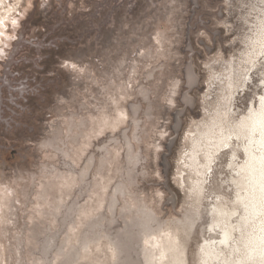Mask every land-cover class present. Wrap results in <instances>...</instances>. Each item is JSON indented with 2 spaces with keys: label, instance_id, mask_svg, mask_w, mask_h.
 I'll list each match as a JSON object with an SVG mask.
<instances>
[{
  "label": "rangeland",
  "instance_id": "1",
  "mask_svg": "<svg viewBox=\"0 0 264 264\" xmlns=\"http://www.w3.org/2000/svg\"><path fill=\"white\" fill-rule=\"evenodd\" d=\"M4 1L0 264H150L146 240L164 233L200 264L231 175L224 155L197 201L182 157L264 0ZM255 71L239 112L262 86Z\"/></svg>",
  "mask_w": 264,
  "mask_h": 264
},
{
  "label": "bare ground",
  "instance_id": "2",
  "mask_svg": "<svg viewBox=\"0 0 264 264\" xmlns=\"http://www.w3.org/2000/svg\"><path fill=\"white\" fill-rule=\"evenodd\" d=\"M0 3L4 5L5 1L1 0ZM10 12L11 10H7L4 17ZM260 12L262 16L257 18V25L253 26L254 35L247 39V52L239 64L232 65L233 71L224 82L215 111L209 114L208 120L203 121L204 124L201 123V128H196V134L192 133L193 136L189 137L190 148L186 147L188 152L182 157L181 181L197 201L204 198L207 182H211L213 173L220 165L218 160L224 155L227 156L224 167L231 175L230 182L228 181L232 192L229 194L230 199L225 196L217 197L218 201L212 202L209 212L212 213L213 222L207 233L210 230L217 237L205 239L200 246V264H264V204L261 203L259 192L260 157L264 156V149L261 148L258 128L260 98L264 96V77L259 80L262 86L257 98L248 105L246 112H239L235 104L240 95L239 90L252 78L251 70L254 68L255 74L264 70V9ZM251 24L253 25L252 22ZM3 31L0 29V32ZM256 66L261 67L256 69ZM226 178L228 179V174ZM153 236L146 240L150 264H185L181 243L176 234Z\"/></svg>",
  "mask_w": 264,
  "mask_h": 264
},
{
  "label": "snow or ice",
  "instance_id": "3",
  "mask_svg": "<svg viewBox=\"0 0 264 264\" xmlns=\"http://www.w3.org/2000/svg\"><path fill=\"white\" fill-rule=\"evenodd\" d=\"M17 22L13 20V24H16ZM3 24V20L0 19V25ZM2 35V33H0ZM260 105L261 110L259 113L260 120L258 122V128L260 132V144L261 148L264 149V96L260 98ZM256 128H253V132H255ZM259 192H260V199L261 203L264 204V156L260 157V167H259Z\"/></svg>",
  "mask_w": 264,
  "mask_h": 264
}]
</instances>
